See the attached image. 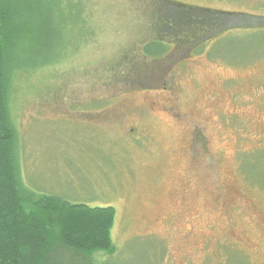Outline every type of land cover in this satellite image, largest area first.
Listing matches in <instances>:
<instances>
[{"label":"rangeland","instance_id":"obj_1","mask_svg":"<svg viewBox=\"0 0 264 264\" xmlns=\"http://www.w3.org/2000/svg\"><path fill=\"white\" fill-rule=\"evenodd\" d=\"M62 3L55 64L20 71L13 86L24 181L116 209V251L95 264H264V19L252 18H264V0ZM219 12L243 20L144 57L157 33L197 34L187 18Z\"/></svg>","mask_w":264,"mask_h":264},{"label":"trees","instance_id":"obj_2","mask_svg":"<svg viewBox=\"0 0 264 264\" xmlns=\"http://www.w3.org/2000/svg\"><path fill=\"white\" fill-rule=\"evenodd\" d=\"M62 1L0 0V264H62L64 261L67 264H95L93 256H111L116 251L112 237L117 215L114 207L91 208L74 204L56 194L35 190L32 182L28 183L27 178L24 181L22 174L25 139L12 118L13 86L17 84L20 71L55 64L59 54L55 55L52 38L59 36L60 41L64 25L60 21ZM169 3L184 11H197L180 2ZM75 5L73 9L80 14L82 6ZM169 12L171 18H178L182 23L180 21L184 18L179 13ZM238 14L219 12L209 17L204 15L200 20L187 18L193 27V23L197 26L195 21L201 22L197 34L193 29L169 30L167 42L157 33L164 40L152 39L143 48L144 57L158 58L148 52L150 45L172 43L176 51L188 48L195 40L199 45L206 43L234 24L239 27L243 19ZM53 15L59 20L60 31ZM146 88L152 90L156 87ZM194 140L205 144L202 133L195 135Z\"/></svg>","mask_w":264,"mask_h":264},{"label":"clouds","instance_id":"obj_3","mask_svg":"<svg viewBox=\"0 0 264 264\" xmlns=\"http://www.w3.org/2000/svg\"><path fill=\"white\" fill-rule=\"evenodd\" d=\"M129 7H131V6H129ZM142 11H143V9H141V10L138 11V12H136V14L141 16V12H142ZM141 19H142V21H143L144 23H146V19H145L144 16H141Z\"/></svg>","mask_w":264,"mask_h":264}]
</instances>
